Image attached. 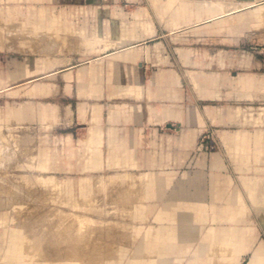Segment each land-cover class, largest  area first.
<instances>
[{
    "label": "crops",
    "instance_id": "crops-1",
    "mask_svg": "<svg viewBox=\"0 0 264 264\" xmlns=\"http://www.w3.org/2000/svg\"><path fill=\"white\" fill-rule=\"evenodd\" d=\"M82 4L76 8H99ZM118 9L128 15L130 27L108 39L130 43L98 54L101 66H86L89 80L81 79L83 68L74 67L70 73L79 70V80L58 84L66 90H98L78 91V103L65 105L79 118L77 150L90 153L92 147L84 168L124 169L144 178L145 210L156 228L160 225L154 236L160 241L148 244L149 250L195 248L192 263L210 264L209 252L218 248L232 263L248 258V264H264V123L257 118L243 126L236 108L234 128L226 127L227 90L238 96L264 93V77L236 73L227 80L221 71L190 69L192 58L226 57V48L211 53L193 45L145 43L216 40L226 45L257 31L263 36L264 0H138L137 6ZM166 54L185 62L164 64ZM152 57L158 58L154 64ZM238 61L242 67L243 60Z\"/></svg>",
    "mask_w": 264,
    "mask_h": 264
},
{
    "label": "rangeland",
    "instance_id": "rangeland-1",
    "mask_svg": "<svg viewBox=\"0 0 264 264\" xmlns=\"http://www.w3.org/2000/svg\"><path fill=\"white\" fill-rule=\"evenodd\" d=\"M83 2L97 3L99 8L93 12L76 8V5H85L82 4ZM127 5L137 6L138 0H0V27H3L8 34L5 33L6 36H0V136H2L0 142H5L2 145L3 149L0 148L2 149L0 150L2 152L0 167L3 166V163L12 164L11 168L6 164H4L6 168L4 166L0 168V187L6 190L18 185V188H22L26 192L36 191L37 197L40 196L43 199V204H40L41 200L37 201L38 198L36 197V202L21 200L20 204L23 205L16 208H12L11 205L5 207L6 210L0 208L1 212H4H0L2 215V217L0 216V222H2L0 223V264H11L4 260L3 256L8 250L11 236L20 233H23V236L26 235L24 244L27 245L26 249L28 250L25 249V252L28 251L26 254H30L26 260L32 261V264H84L83 260L87 261L91 256L95 258V263L98 264H193V256L197 252L195 248L180 249L178 253L177 251L167 253L161 250L156 253L146 248L152 241L155 242L154 236H158L159 233L155 229H159L160 225L156 228L154 219L149 217L148 211L145 210L144 206L147 204L145 192L147 190L143 184L144 178L139 182L137 176H132L133 173L129 174L130 171L124 169L84 168V161L91 154L88 153L89 155H87L86 152L77 150L76 143L80 138L81 131L78 125L79 118L77 115L73 116L71 112L68 113L65 105L72 103V101L74 105L78 103L79 100L75 99L78 91L83 94H91L98 90L90 88L66 90L58 87V84H64L65 81L79 80V70L76 73H70L74 67L76 69L83 68L81 79L89 80L91 74L88 73L89 70L87 69L90 68L86 66L92 65L91 68L101 66L102 63L96 62L98 54L104 53L107 49H116L130 43L123 40L108 39L130 27L129 19L125 18L128 15L122 9H118ZM126 12L128 13L127 10ZM50 19L54 22L52 25H50ZM21 21L26 24L28 29L32 30L26 35L27 39L24 35H10L7 31L9 26L20 25ZM52 26L54 29H50V31L49 28ZM261 33L260 31L254 32L251 36L244 37L237 43L235 40H228L226 45H219L220 42L216 40L205 43L203 41L171 42L166 40L160 42L159 40H152L145 43L148 46L162 43V48L193 45L199 49L208 48V52L211 53H218V49L221 47L226 48L229 51L226 57L199 56L192 58L193 65L190 69L206 71L207 73L221 71L223 75H226L227 80H232L236 73H253L258 75L261 80L264 77V35L261 36ZM47 34L48 36L52 34L55 37L50 35V39ZM69 37H74V40L72 38L71 43L65 42L67 39L64 38ZM58 39L64 42L65 46L58 42ZM52 41H57L59 44L56 45L62 46L63 49L60 48L59 51V47L57 48ZM81 41L83 42L81 43ZM47 44L50 47H47ZM26 45H29V48L32 46L33 49L30 48V50ZM95 45L99 46L96 47ZM36 46L38 47L36 48ZM44 47L45 49H43ZM239 50H242L245 55L235 56ZM49 51H53V53ZM157 59V57H152L149 61L154 64ZM162 59L164 64L181 65L185 62L181 57L169 56L168 54ZM223 60L224 62H222ZM238 60H243L242 67ZM147 65H149L148 62ZM94 74L100 75L102 73ZM227 92V128H234L236 108L243 118L241 121L243 126H251L257 118L260 119L258 121L260 124L264 123L262 120V118L264 119L263 91L253 96L245 94L238 96L234 94L232 89L227 90ZM213 129H221V127L214 126ZM121 175L128 180L130 179L127 182L131 183L128 184L124 177L125 181H123ZM112 176L118 181L110 178ZM133 178H136L138 182L134 181ZM49 180L51 183L48 182ZM108 180H114V183ZM2 181L7 186H3ZM122 182L124 183L122 184ZM135 182L139 184L136 185ZM136 186L137 190L136 188L132 190V187ZM127 188L128 192L126 191ZM129 188L131 189L129 190ZM124 189L126 190L124 191ZM130 191L132 195L129 193ZM137 194L143 197L138 200ZM38 205L42 206L41 210L36 209ZM76 214L79 217L77 220V217L74 218ZM81 217L84 220L87 219L85 222L83 221V224L87 222L88 224L81 225ZM32 221L35 223L31 224ZM60 221L64 225L67 223L74 224L77 234H87L89 236L87 241H89L91 248L87 252H83L71 249L70 243L66 242L61 246L65 248L62 256L55 255L57 246L49 247V241H42L41 237L43 234L48 236L53 229H58ZM20 223L25 226H20ZM244 223H250V218L245 217ZM52 225L53 227H51ZM39 230L42 232L38 233ZM186 238L189 239V237ZM159 241L156 240L157 243ZM161 243L170 244L173 241L169 243V241L164 240ZM31 245L39 246L38 250H34L36 258L31 255L33 253V250L30 251ZM225 251L218 248L212 249L209 252L212 256L210 264H236L232 263L228 257L227 259L224 258ZM226 253L228 255V251ZM248 262L249 259L246 258L241 264H248Z\"/></svg>",
    "mask_w": 264,
    "mask_h": 264
},
{
    "label": "bare ground",
    "instance_id": "bare-ground-1",
    "mask_svg": "<svg viewBox=\"0 0 264 264\" xmlns=\"http://www.w3.org/2000/svg\"><path fill=\"white\" fill-rule=\"evenodd\" d=\"M11 12V11H10ZM12 15H13V13H12ZM19 15V14H18ZM15 16V15H14ZM7 17V16H6ZM49 18V17H48ZM18 19H20V18H18ZM7 21V20H6ZM53 20H51L50 19V25H52V23H54V22H52ZM22 22V21H21ZM20 23V22H19ZM10 24V23H9ZM11 24H14L13 22H11ZM10 24V25H11ZM57 24V23H56ZM48 25V24H47ZM33 26V25H32ZM6 27V26H5ZM10 28H8V33L10 34V35H24L25 36V39H27V34H28V32L29 31H32V30H30V29H28L27 27H26V24H23V22L20 24V25H17V26H15V24H14V26L12 25V27L11 26H9ZM34 29V28H33ZM52 30V29H54L53 28V26L52 27H50L49 28V30ZM50 30V31H51ZM6 31V30H5ZM4 31V29H3V27H0V36H3V35H5V32ZM34 31H37V30H34ZM40 31V30H39ZM46 33V32H45ZM50 33V32H49ZM52 33V32H51ZM7 34V33H6ZM40 34V33H39ZM53 34V33H52ZM52 34H50L51 36H52ZM8 35V34H7ZM36 35V34H35ZM49 35V36H50ZM56 35V34H55ZM6 36V35H5ZM30 36H33V35H31L30 34ZM39 36V35H38ZM47 36H48V34H47ZM48 36V37H49ZM51 36H50V39H51ZM77 36V35H76ZM9 37V36H8ZM48 37H46V38H48ZM52 37H55V36H52ZM68 37V36H67ZM78 37V36H77ZM37 38V37H36ZM57 38V37H56ZM56 38H55V40H56ZM70 38V37H69ZM69 38H64V39H67V40H65V42H69V43H71V41H73L74 40V37H71L70 38V41H69ZM72 38H73V40H72ZM49 39V38H48ZM49 39V40H50ZM54 38H52V40H53ZM59 39H61V38H59ZM59 39H58V42H61V41H59ZM63 39V38H62ZM61 39V40H62ZM63 39V40H64ZM6 40H7V38H6ZM33 40V39H32ZM62 40V41H63ZM27 41V40H26ZM42 42L44 41V40H41ZM51 41V40H50ZM49 41V42H50ZM54 41V40H53ZM52 41V42H53ZM5 42H7V41H5ZM45 42V41H44ZM83 41H81V43H82ZM86 42V41H85ZM48 43V42H47ZM53 43H55V45L56 44H59V43H57V41L56 42H53ZM62 43V45L63 46H65V43L64 42H61ZM66 43V44H67ZM12 44V43H11ZM46 44V43H45ZM79 44V43H78ZM48 46L47 47H50V45L49 44H47ZM55 45H54V48H55ZM61 45V44H60ZM85 45V44H84ZM27 46V45H26ZM29 46V45H28ZM27 46V48H29ZM57 46V45H56ZM67 46V45H66ZM96 46V45H95ZM97 46H99V45H97ZM96 46V47H97ZM38 46H36V48H37ZM59 46H57V48H58ZM96 47H94V48H96ZM30 48H32V46L30 47ZM29 48V49H30ZM35 48V49H36ZM60 48H62L63 49V47L61 46V47H59V51H60ZM33 49V48H32ZM43 49H45V47L43 48ZM47 49V48H46ZM52 49V48H51ZM62 49H61V51H62ZM22 50V49H21ZM28 50V49H27ZM31 50V49H30ZM29 50V51H30ZM42 50V49H41ZM57 50V51H58ZM34 51V50H33ZM47 52H48V50H46ZM55 51V50H54ZM24 52V51H23ZM28 52V51H27ZM42 52V51H41ZM44 52V54L46 53L45 51H43ZM42 52V53H43ZM49 52H52L53 53V51H49ZM32 53V52H31ZM40 53V52H39ZM60 53V52H59ZM41 54V53H40ZM49 59H50V57H49ZM48 59V60H49ZM54 60H57V59H54ZM59 61V60H58ZM57 61V62H58ZM49 62V61H48ZM55 62V61H54ZM59 63H60V61H59ZM52 65H53V63H51ZM50 64V65H51ZM55 65V64H54ZM56 65H58V64H56ZM54 67V66H53ZM15 128H16V126H14ZM91 132V131H90ZM97 132H99V131H97ZM97 132H94L95 134L97 133ZM101 133V132H100ZM93 133H91V135H92ZM97 135V134H96ZM88 136H90V135H88ZM87 136V137H88ZM0 137H2V136H0ZM4 137V136H3ZM93 137H91V139H92ZM3 140V139H2ZM1 140V141H2ZM4 140H6V139H4ZM89 140V139H88ZM91 140H89L88 142L90 143V145H91V143L92 142H90ZM4 142V141H3ZM3 142L0 144V148H2L3 149V146L2 145H4L3 144ZM87 142V143H88ZM94 142H95V140H94ZM5 143V142H4ZM93 145V144H92ZM91 145V146H92ZM96 145V144H95ZM99 145V144H98ZM98 145H97V147H98ZM92 148V147H91ZM91 148H90V153L89 154H91ZM2 149H0V150H2ZM88 149H89V147H88ZM4 151V150H3ZM25 151V150H24ZM1 153L2 152H0V156H1ZM6 155H7V153H5ZM4 154V155H5ZM88 153H87V155H89ZM5 155V156H6ZM94 155V156H93ZM92 155V158L94 159V161L96 160L97 162H95L96 164L100 161V154L99 153H97L96 151H95V153ZM91 156V155H90ZM89 156V157H90ZM0 159H2L1 157H0ZM1 161V160H0ZM86 163H88V160L86 159ZM93 161V160H92ZM11 162V161H10ZM4 164H6V165H8L7 163H3V166H4ZM0 165H1V162H0ZM3 166H1L0 168H2ZM9 167L10 166H12V164L11 165H8ZM4 168H6V166H4ZM8 168V167H7ZM11 168V167H10ZM9 169V168H8ZM4 172V171H3ZM90 172V171H89ZM6 174V173H5ZM126 175H128L127 173H125ZM124 174V175H125ZM130 174V173H129ZM132 174V173H131ZM123 175V174H122ZM121 175V177H122V179H123V181H125V179H126V177L125 176H122ZM134 175V177H136L135 175H137V174H132V176ZM140 175V174H139ZM139 175H137V176H139ZM2 176V175H1ZM130 176V175H129ZM116 177H117V175H116ZM125 179H124V178ZM140 177H141V175H140ZM110 178H113V179H115L113 176L112 177H110ZM118 178V177H117ZM136 178H138V177H136ZM136 178H133L134 179V181H137V180H139V179H141V178H139V179H137L136 180ZM119 179V178H118ZM115 180H117V179H115ZM120 180V179H119ZM127 180L128 179H126V182H127ZM130 180V179H129ZM128 180V181H129ZM109 181V180H108ZM111 181V180H110ZM109 181V182H110ZM118 181V180H117ZM142 180H139V182H141ZM145 181V180H144ZM3 183V186H7V185H4V181H2ZM7 182V181H6ZM45 182H47L46 180H45ZM48 182H50V180L48 181ZM112 183H114V180H112L111 181ZM121 182V181H120ZM125 182V183H126ZM138 182V181H137ZM43 183V182H42ZM41 183V184H42ZM51 183V182H50ZM115 183H117V182H115ZM124 182H122V184H123ZM128 183V182H127ZM127 183H126V185H127ZM131 183V182H130ZM130 183H128V184H130ZM1 184V183H0ZM8 184H9V181H8ZM49 184V183H48ZM119 184V183H118ZM135 184H136V182H135ZM139 183H137L136 185H138ZM14 184L12 183V186H13ZM16 185V184H15ZM44 185V184H43ZM121 185V184H120ZM1 186V185H0ZM10 186V185H9ZM18 185H16V187H10L11 189H6V190H3L2 189V187H0V208H5V207H7V206H9V205H11L12 206V208H16V207H18V206H21V205H23V204H20L21 203V200H25V201H27V200H31V201H33V202H36L35 201V199H36V197L38 196V193L36 192V191H34V190H32V191H24L22 188H18L17 187ZM20 186V185H19ZM123 186V185H122ZM128 187V186H127ZM140 187V186H139ZM135 188H136V190H137V186L136 187H132V190L134 189L135 190ZM141 188H142V186H141ZM131 188H129V190H130ZM146 189V188H145ZM126 189H124V191H125ZM138 190H140V189H138ZM142 190V189H141ZM127 192H128V188H127V190H126ZM140 192V191H139ZM139 192H137V193H139ZM44 193V192H43ZM126 193V192H125ZM131 195H132V193H131V191L129 192ZM133 193H135V192H133ZM142 193V192H141ZM36 195V196H35ZM143 195V194H142ZM57 196V195H56ZM121 196V195H120ZM125 196V195H124ZM133 196H134V194H133ZM137 197L139 196L138 194L136 195ZM71 198H72V196H70ZM69 197V198H70ZM118 197V196H117ZM132 197V196H131ZM135 197V196H134ZM140 197H143V196H139L138 197V200L140 199ZM38 198V197H37ZM123 198V197H122ZM125 198V197H124ZM128 198V197H127ZM121 199V198H120ZM135 199V198H134ZM137 199V198H136ZM41 200V202H40V204H43L42 202H43V199H42V197H40L39 196V198H38V200L37 201H40ZM54 200V199H53ZM116 200H117V198H116ZM137 200V201H138ZM141 200H142V198H141ZM30 201V202H31ZM48 201V200H47ZM57 201V200H56ZM59 201V200H58ZM69 201V200H68ZM120 201H122V200H120ZM128 201V200H127ZM23 202V201H22ZM30 202H29V204H30ZM71 202V201H70ZM69 202V203H70ZM23 203H25V202H23ZM32 203V202H31ZM45 203V202H44ZM61 203V202H60ZM73 203H75V202H73ZM116 203V202H115ZM126 203V202H125ZM27 204V203H26ZM127 204H129L128 202H127ZM31 205V204H30ZM71 205V204H70ZM73 205V204H72ZM75 205V204H74ZM121 205V204H120ZM124 205V204H123ZM130 205V204H129ZM76 206V205H75ZM80 206V205H79ZM79 206H77V207H79ZM126 206V205H125ZM131 206H132V202H131ZM26 207V206H25ZM42 206L41 205H38V206H36V209L38 210V209H40ZM76 207V208H77ZM81 207V206H80ZM24 208V207H23ZM22 208V209H23ZM75 208V209H76ZM17 209H19V208H17ZM16 209V210H17ZM21 209V210H22ZM43 209V208H42ZM121 209V208H120ZM127 209V208H126ZM130 209V208H129ZM5 210H6V208H5ZM20 210V209H19ZM41 210V209H40ZM39 210V211H40ZM57 210V209H56ZM3 211V210H2ZM28 211V210H27ZM110 212H111V210H109ZM116 211V210H115ZM118 211V210H117ZM127 211V210H126ZM0 212H1V210H0ZM7 212H8V210H7ZM14 212V211H13ZM12 212V213H13ZM16 212V211H15ZM22 212V211H21ZM128 212H130V211H128ZM1 213H4V212H1ZM59 213V212H58ZM63 213V212H62ZM61 213V214H62ZM72 213V212H71ZM108 213V212H107ZM8 214H9V212H8ZM60 214V213H59ZM64 214V213H63ZM67 214V213H66ZM69 214V213H68ZM72 214H74V213H72ZM114 214V213H113ZM23 215V214H22ZM54 215H58V214H54ZM79 215V214H78ZM125 215V214H124ZM128 215H132V214H128ZM0 216L2 217V215L0 214ZM127 216V215H126ZM0 217V218H1ZM8 217V216H7ZM9 217H10V215H9ZM13 217V216H12ZM35 217V216H34ZM77 217V218H76ZM131 217V216H130ZM129 217V219H132V218H130ZM74 218H76V220L79 218L78 216H77V214H76V216L74 217ZM57 219H58V217H57ZM60 219H62V218H60ZM81 219H82V217H81ZM86 219V218H85ZM128 219V220H129ZM29 220V219H28ZM64 221H65V219H63ZM87 220V219H86ZM86 220H84V219H82L81 221H82V224L81 225H84V224H88V222L87 223H84L83 224V221L85 222ZM1 221V220H0ZM3 221V220H2ZM7 221H10V220H7ZM6 221V222H7ZM15 221V220H14ZM22 221V220H21ZM73 221V220H72ZM79 221H80V219H79ZM78 221V222H79ZM81 221L79 222V224L81 223ZM24 222V221H23ZM61 222V221H60ZM0 223H2V222H0ZM14 223V222H13ZM27 223V222H26ZM35 223V221H32L31 222V224H34ZM59 223V222H58ZM63 222H61L60 224H58V229H53V231H52V233L51 234H49L48 236L47 235H45L44 236V234H43V236L41 237V240L43 241V240H45V241H49V247L50 246H57V251H55L56 252V254L55 255H57L58 257H60V256H62V254H63V250L65 249V248H62L61 246L62 245H64L66 242H68V243H70V245H71V249H77V250H80V251H83V252H87L90 248H91V245L89 244V241H87V239L89 238V236L87 235V234H85V233H83V234H81V233H79V234H77L75 231V228H74V224H68L67 223V225H64V224H62ZM77 223V222H76ZM90 223V222H89ZM110 223V222H109ZM4 224H6V223H4ZM91 224V223H90ZM118 224V223H117ZM133 224V223H132ZM8 225V224H7ZM9 225H11V224H9ZM14 225V224H13ZM19 225V224H18ZM130 225V224H129ZM14 226H16V225H14ZM20 226H25V225H21V223H20ZM90 226V225H89ZM131 226V225H130ZM129 226V227H130ZM51 227H53V225L51 226ZM55 227H56V225H55ZM79 227V226H78ZM84 227V226H83ZM132 227V226H131ZM19 228V227H18ZM47 228V227H46ZM80 228H82L81 226H80ZM80 228H78V229H80ZM20 229V228H19ZM77 229V230H78ZM12 230V229H11ZM81 230V229H80ZM22 231V230H21ZM33 231H35L36 232V230H33ZM17 232V231H16ZM23 232H25L24 230H23ZM39 232H42L41 230H39L38 231V233ZM78 232H80V231H78ZM72 233H73V235H72ZM75 233V234H74ZM14 234V233H13ZM42 234V233H41ZM132 234H134V233H132ZM72 235V236H71ZM165 234L163 233L162 234V236H164ZM26 236V235H25ZM25 236H23V233L21 234H14V235H12L11 236V240H10V243H8L9 244V246L7 247L8 248V250H7V252H6V254L3 256V258H4V260H6L7 262H10L11 264L12 263H16V264H32L33 262L32 261H27L26 260V258L28 257V255L30 256V254H26V253H28V251L27 252H25V249L27 248V245L25 246V242H24V240L26 241V239H24V237ZM28 237V236H27ZM33 237V236H32ZM167 238L168 239H170L171 238V236H170V234L167 236ZM7 241H9V240H7ZM32 243V242H31ZM62 243V244H61ZM27 244V243H26ZM30 244V243H29ZM28 244V245H29ZM34 244V243H33ZM43 245V244H42ZM30 246V245H29ZM46 247V246H45ZM73 247V248H72ZM31 250L30 251H32L33 250V253H31L30 251V253H31V255L32 256H34L35 258L37 257V256H35V251L36 250H38V248H39V246H37V245H34V246H32L31 245ZM42 248V247H41ZM55 249V248H54ZM26 250H28V249H26ZM35 250V251H34ZM139 253H140V251H139ZM37 255V254H36ZM39 256V255H38ZM52 257V256H51ZM50 257V258H51ZM54 257V256H53ZM31 258V257H30ZM30 258H29V260H30ZM35 258H34V260H35ZM33 260V261H34ZM50 260V259H49ZM52 260H55V259H52ZM68 262H70V261H68ZM36 263V262H35ZM55 263V262H54ZM63 263V262H62ZM83 263L84 264H98V263H95V258L93 257V256H91V257H89V259L87 260V261H84L83 260ZM45 264V263H44ZM68 264V263H67Z\"/></svg>",
    "mask_w": 264,
    "mask_h": 264
}]
</instances>
